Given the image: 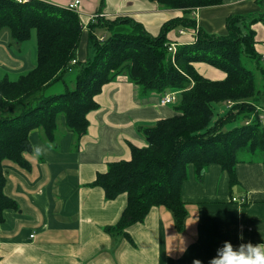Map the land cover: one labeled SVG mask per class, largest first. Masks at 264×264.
<instances>
[{
	"label": "trees",
	"instance_id": "obj_1",
	"mask_svg": "<svg viewBox=\"0 0 264 264\" xmlns=\"http://www.w3.org/2000/svg\"><path fill=\"white\" fill-rule=\"evenodd\" d=\"M150 1L185 15L166 22L156 37L131 17L98 16L88 26L90 54L80 61L84 26L77 12L43 0H0V32L11 31L18 43L30 41L35 30L37 35L36 67L15 80H0V225L6 210L19 208L5 193L6 161L28 167L26 155L34 151L31 134L42 130L54 145L61 123L82 138L90 125L89 113L100 107L96 97L120 76L143 94L161 98L179 93L172 117L143 128L147 146H131V160L111 163L90 185L102 188L108 201L128 196L120 221L104 229L115 245L123 238L132 242L127 230L143 223L153 207H166L183 222L187 208L182 193L189 168L201 181L207 169L217 165L235 183L238 164L264 162V59L256 50L253 29L264 22V12L230 16L227 34L221 36L198 30L191 13L226 0ZM261 4L264 10V0ZM177 28L198 33L193 44L173 53L168 35ZM196 63L221 70L225 79L206 78ZM72 71L69 84L66 77Z\"/></svg>",
	"mask_w": 264,
	"mask_h": 264
},
{
	"label": "crops",
	"instance_id": "obj_2",
	"mask_svg": "<svg viewBox=\"0 0 264 264\" xmlns=\"http://www.w3.org/2000/svg\"><path fill=\"white\" fill-rule=\"evenodd\" d=\"M43 1L67 8L76 0ZM102 1L80 0L77 13L84 26L80 61L90 54L88 26L97 14L109 20L131 17L155 37L166 22L185 15L183 10H163L150 0ZM263 12L261 0H226L223 5L193 10L191 17L198 30L223 36L230 16ZM253 29L256 50L264 59V22ZM198 30L177 28L168 38L176 48L190 45ZM25 45L11 31L0 32V80L17 79L36 67L37 47L28 51ZM195 67L214 81L226 77L206 63ZM96 100L100 107L89 113L88 133L80 138L75 155L58 154L38 130L31 134L34 151L26 155L28 167L6 161L5 193L19 208L4 213L0 264H194L196 260L209 264L225 241L234 248L264 243V162L255 161L238 164L235 183L217 165L210 166L201 181L189 168L182 193L187 208L183 222L170 209L153 207L143 223L127 230L132 242L123 238L115 245L104 229L120 221L128 196L108 201L102 188L90 185L111 163L131 160V146L146 147L143 128L172 117L175 110L174 105H162L158 95L143 94L126 76L105 85ZM61 128L72 133L63 123ZM63 150L70 151L67 145Z\"/></svg>",
	"mask_w": 264,
	"mask_h": 264
},
{
	"label": "clouds",
	"instance_id": "obj_3",
	"mask_svg": "<svg viewBox=\"0 0 264 264\" xmlns=\"http://www.w3.org/2000/svg\"><path fill=\"white\" fill-rule=\"evenodd\" d=\"M194 264H201V261L196 260ZM209 264H264V243L256 245L251 242L242 243L238 248H234L230 241H225L223 246L217 249V255Z\"/></svg>",
	"mask_w": 264,
	"mask_h": 264
},
{
	"label": "rangeland",
	"instance_id": "obj_4",
	"mask_svg": "<svg viewBox=\"0 0 264 264\" xmlns=\"http://www.w3.org/2000/svg\"><path fill=\"white\" fill-rule=\"evenodd\" d=\"M36 43H37V35H36V30L33 32V35H32V38L30 39V41L26 42L25 44V47H27L28 51H30L31 49L33 51H35L36 49ZM203 71L205 72V70L203 69ZM75 72H70L69 73V77L66 79L68 80L67 82H69L70 84V81L73 80V75H74ZM13 78L12 79H16L14 78V76H12ZM73 84V83H72ZM40 133H42V130H39ZM88 133V131H87ZM42 135H45V134H42ZM71 135V136H69ZM44 140L42 139V142ZM54 147L56 148L55 151H57L58 154H61V155H67V154H71V155H75V151L79 150L80 149V146H81V139H78L77 136L74 134V133H67V131L65 130V128H61L60 129V132L57 134V140L56 142L54 143ZM67 145V147H69L70 151L69 152H66L63 150V147ZM71 161V160H69Z\"/></svg>",
	"mask_w": 264,
	"mask_h": 264
},
{
	"label": "built area",
	"instance_id": "obj_5",
	"mask_svg": "<svg viewBox=\"0 0 264 264\" xmlns=\"http://www.w3.org/2000/svg\"><path fill=\"white\" fill-rule=\"evenodd\" d=\"M17 1L20 2V3H25V2H27L29 0H17ZM80 4H81L80 3V0H76L73 3H70L67 6V9H69L71 11L77 12ZM98 16H100V17H106L104 14H97V15H95V16H93L91 18V21L90 22L94 21ZM170 50L173 53H176V47H175V45H171ZM75 63H76V61H73V64H75ZM178 93L179 92H169V93L163 95L160 98V103L162 105H174V104H176L177 103V100H178ZM261 120H262V123H263V126H264V114L261 115Z\"/></svg>",
	"mask_w": 264,
	"mask_h": 264
}]
</instances>
